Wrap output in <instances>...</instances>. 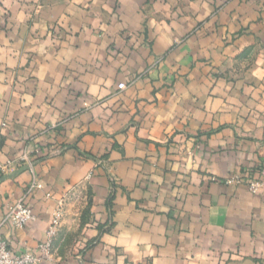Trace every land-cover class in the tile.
Masks as SVG:
<instances>
[{
  "label": "crops",
  "instance_id": "obj_1",
  "mask_svg": "<svg viewBox=\"0 0 264 264\" xmlns=\"http://www.w3.org/2000/svg\"><path fill=\"white\" fill-rule=\"evenodd\" d=\"M261 166L264 0H0V221L35 213L14 251L62 201L39 264H264V189L227 183Z\"/></svg>",
  "mask_w": 264,
  "mask_h": 264
},
{
  "label": "built area",
  "instance_id": "obj_2",
  "mask_svg": "<svg viewBox=\"0 0 264 264\" xmlns=\"http://www.w3.org/2000/svg\"><path fill=\"white\" fill-rule=\"evenodd\" d=\"M119 87L123 89L124 83H120ZM246 182L250 192L256 194L264 189V166L260 167L256 177L244 178L242 175H234L227 179L229 184H241ZM39 186L37 179L32 183L31 188ZM63 202L60 201L55 208L54 217L46 232V239L39 244L38 253L32 250L26 252H16L11 247L10 242L3 234V228L7 224L14 228H23L30 221L35 219V213L32 208L25 204L21 199L14 203L4 218L0 221V264H39L43 260L52 259L54 256V239L58 231L61 216L63 213Z\"/></svg>",
  "mask_w": 264,
  "mask_h": 264
},
{
  "label": "rangeland",
  "instance_id": "obj_3",
  "mask_svg": "<svg viewBox=\"0 0 264 264\" xmlns=\"http://www.w3.org/2000/svg\"><path fill=\"white\" fill-rule=\"evenodd\" d=\"M73 237V236H72ZM74 246H75V243H74V238H73V240H71V242H68V243H66V244H64V247H63V249L65 250V251H71V250H73V248H74Z\"/></svg>",
  "mask_w": 264,
  "mask_h": 264
}]
</instances>
